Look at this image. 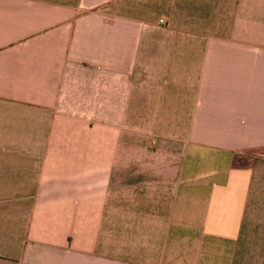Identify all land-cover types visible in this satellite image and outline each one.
Listing matches in <instances>:
<instances>
[{
	"label": "crops",
	"instance_id": "crops-1",
	"mask_svg": "<svg viewBox=\"0 0 264 264\" xmlns=\"http://www.w3.org/2000/svg\"><path fill=\"white\" fill-rule=\"evenodd\" d=\"M0 264H264V0H0Z\"/></svg>",
	"mask_w": 264,
	"mask_h": 264
}]
</instances>
